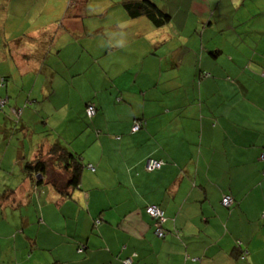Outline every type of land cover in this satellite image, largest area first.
<instances>
[{
    "label": "crops",
    "instance_id": "crops-1",
    "mask_svg": "<svg viewBox=\"0 0 264 264\" xmlns=\"http://www.w3.org/2000/svg\"><path fill=\"white\" fill-rule=\"evenodd\" d=\"M4 1L0 264H264V0H154L160 27L125 0ZM54 145L84 165L67 197Z\"/></svg>",
    "mask_w": 264,
    "mask_h": 264
},
{
    "label": "trees",
    "instance_id": "trees-1",
    "mask_svg": "<svg viewBox=\"0 0 264 264\" xmlns=\"http://www.w3.org/2000/svg\"><path fill=\"white\" fill-rule=\"evenodd\" d=\"M122 7L124 8V10L126 11L127 15L130 18H137L144 16L148 20H150V22L156 27L163 26L167 24L170 20V16L164 13L163 11H161L151 0H125L124 2H122ZM65 16L66 17L69 16L71 18L70 13H67ZM2 100L4 99L0 98V102ZM1 106L2 105H0V107ZM89 107H93L94 109V113L91 116H88L86 113ZM95 108H96L95 105L91 102L85 105L84 115L86 116V118L91 119L94 116L96 112ZM46 156L50 158V160L56 158V161H59L61 164H63L64 165L63 168L69 174V176L65 182L57 183V178H58L57 175L51 173L50 175H48V179H46L45 183L53 185L54 189L60 196H64V197L70 196L71 191L77 188L80 182V174L84 166L82 161H80V156H76L58 145L52 146V148H50ZM50 160L47 161L50 162ZM148 160H152V159H148ZM47 161L43 159L42 156H39L34 161L26 162L24 164L23 171L32 180V182L35 183L36 186H39L42 183L41 178L47 172L48 163H49ZM155 161L161 162V166H162V161L160 160H155ZM153 170H157V169H153ZM147 207L144 208V212L150 218V216L146 213ZM153 226H154V221H153ZM124 260H121V264Z\"/></svg>",
    "mask_w": 264,
    "mask_h": 264
},
{
    "label": "built area",
    "instance_id": "built-area-1",
    "mask_svg": "<svg viewBox=\"0 0 264 264\" xmlns=\"http://www.w3.org/2000/svg\"><path fill=\"white\" fill-rule=\"evenodd\" d=\"M5 101H1L0 105H2ZM88 116H91L94 113V109L93 107H89L86 111ZM140 128V125L138 123H134L132 128H131V132L134 133L136 131H138ZM264 157V155H263ZM161 166V162L155 161V160H148L146 163V169L147 170H153V169H159ZM88 168H90L91 170H93V168L91 166H89ZM221 205L224 206L225 208L229 207L232 203V199L230 196L225 195L222 197L221 199ZM146 213L150 216V218L154 221V234L156 235V237L158 238H163L164 234L163 231L161 230V224L164 221V215L163 212L155 207V206H148L146 208ZM131 261L130 259H126L122 262V264H130Z\"/></svg>",
    "mask_w": 264,
    "mask_h": 264
},
{
    "label": "rangeland",
    "instance_id": "rangeland-1",
    "mask_svg": "<svg viewBox=\"0 0 264 264\" xmlns=\"http://www.w3.org/2000/svg\"><path fill=\"white\" fill-rule=\"evenodd\" d=\"M109 1V0H108ZM151 1H154V0H151ZM156 2H157V4H163L164 6H167L168 8H170V10H172V12H174V13H176L177 11H178V8H177V6H174V4L172 3V4H170V3H168L169 2V0H155ZM4 0H0V11H3V10H6V6H5V4H4ZM111 2H113L112 3V6H114V7H116V8H118L120 5H118V4H116V1H111ZM55 4H56V6H58V4H59V1H55ZM169 4V5H168ZM98 6H102V7H104L105 6V0H102L99 4H97ZM92 6H94V5H92ZM4 8V9H3ZM203 76V75H202Z\"/></svg>",
    "mask_w": 264,
    "mask_h": 264
},
{
    "label": "water",
    "instance_id": "water-1",
    "mask_svg": "<svg viewBox=\"0 0 264 264\" xmlns=\"http://www.w3.org/2000/svg\"><path fill=\"white\" fill-rule=\"evenodd\" d=\"M38 178H39V176H38Z\"/></svg>",
    "mask_w": 264,
    "mask_h": 264
}]
</instances>
